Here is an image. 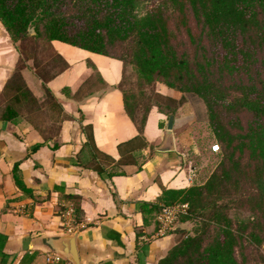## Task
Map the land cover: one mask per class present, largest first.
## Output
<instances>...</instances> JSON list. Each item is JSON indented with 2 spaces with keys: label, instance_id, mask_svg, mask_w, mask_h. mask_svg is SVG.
Returning a JSON list of instances; mask_svg holds the SVG:
<instances>
[{
  "label": "crops",
  "instance_id": "1",
  "mask_svg": "<svg viewBox=\"0 0 264 264\" xmlns=\"http://www.w3.org/2000/svg\"><path fill=\"white\" fill-rule=\"evenodd\" d=\"M45 50L39 64L49 69L58 55L60 71L43 80L36 67L20 70L21 51L0 22V264H49L46 257L72 233L79 264H156L178 233L158 235L155 211L141 204L200 183L177 140L184 104L169 130L168 115L151 106L145 145L131 153L139 133L123 110L122 63L58 40ZM91 73L100 91L81 95ZM121 154L135 162L119 165ZM114 170L122 173L107 175Z\"/></svg>",
  "mask_w": 264,
  "mask_h": 264
},
{
  "label": "trees",
  "instance_id": "2",
  "mask_svg": "<svg viewBox=\"0 0 264 264\" xmlns=\"http://www.w3.org/2000/svg\"><path fill=\"white\" fill-rule=\"evenodd\" d=\"M171 17L174 29L185 36L182 50L172 41ZM0 22L13 43L58 40L118 59L122 73L130 59L147 80L158 77L169 88L199 96L220 158L199 184L164 190L159 204H141L156 214L160 206L185 202L187 213L177 223L193 222L156 264H244L243 238L254 246L264 240L259 234L264 233V0H0ZM115 45L122 50L119 55L111 53ZM257 61L261 74L254 78ZM52 64L37 70L43 80L65 66L58 55ZM215 72L234 87L215 78ZM121 81L122 74L123 110L139 133L127 142L132 153L145 145L141 131L149 108L172 115L183 98L165 97L175 106L152 104L136 120V105L129 103ZM85 139L91 141V134L85 132ZM129 162H135L133 155L121 154L116 163ZM92 168L103 171L99 164ZM240 183L252 188L246 195L250 216L233 224L229 210L244 201L235 196Z\"/></svg>",
  "mask_w": 264,
  "mask_h": 264
},
{
  "label": "rangeland",
  "instance_id": "3",
  "mask_svg": "<svg viewBox=\"0 0 264 264\" xmlns=\"http://www.w3.org/2000/svg\"><path fill=\"white\" fill-rule=\"evenodd\" d=\"M143 5L144 3L138 6V11L142 10L141 8ZM170 21V28L173 30L175 37L172 41L178 50H182L187 46L185 36L180 28L179 30L174 29L175 20L173 17L170 18ZM28 30L29 33L32 34V29L28 28ZM15 44L21 51V57L19 58V62H17L18 68L21 70L25 66H30L31 68L36 67V70L40 68L41 71L43 66L39 63L47 57V52L45 50L46 43L41 40L25 38L16 41ZM110 50L114 55H119L122 52L119 45L113 46ZM129 60L130 59L124 63L122 81L119 86L127 94L129 103L132 106L136 105L134 112L136 120L141 114H143L144 110L152 104H158L162 109H169L175 106V101H168L165 98L167 96L161 95L162 97H159V90L165 88L171 89L182 96V103L184 105L177 111V119L175 121V129H179L178 134H176L177 140L179 141V144H184L186 148H188V159L190 163L195 166V171L199 174V181H204L210 172L215 169L220 158V152L218 144L213 138L210 127L208 126L206 109L201 98L194 93H181L174 88H169L158 77L153 76L150 80H147L139 72L138 67ZM58 64V62L55 63V66L53 67L54 70L55 68H58ZM260 68L261 63L257 61L252 69L254 78H258L261 74ZM213 76L215 78H222L224 85H230V89L236 84L235 82L226 80L223 75L219 76L217 72H215ZM88 78V82L82 86L79 92L81 95L93 94L95 91L98 93L100 91L98 88L100 85L96 82L94 74L91 73ZM230 94L234 95L237 93L235 91H230ZM251 191L252 188L249 183H240L235 196L240 195L241 200L244 201L239 202L240 205L234 203L229 210L228 216L233 224L239 221H245L249 218L250 213L246 204V195ZM180 224L184 233L178 234L176 240L182 238L185 233L190 232L193 226V222L190 220ZM259 234L260 237L264 236L263 231L260 232L259 230ZM242 245L244 264H264V240H261L258 246H254V244L247 242L246 239L243 238Z\"/></svg>",
  "mask_w": 264,
  "mask_h": 264
},
{
  "label": "built area",
  "instance_id": "4",
  "mask_svg": "<svg viewBox=\"0 0 264 264\" xmlns=\"http://www.w3.org/2000/svg\"><path fill=\"white\" fill-rule=\"evenodd\" d=\"M186 213L187 203L185 202L160 206L159 211L155 214L157 234L162 236L167 232L172 231L175 225H177L178 217L180 215H185ZM46 261L49 264H72V262L61 252H53L49 254L46 257Z\"/></svg>",
  "mask_w": 264,
  "mask_h": 264
},
{
  "label": "water",
  "instance_id": "5",
  "mask_svg": "<svg viewBox=\"0 0 264 264\" xmlns=\"http://www.w3.org/2000/svg\"><path fill=\"white\" fill-rule=\"evenodd\" d=\"M171 125H172V115H168L167 119H166V129H171ZM183 228L181 226V224H177L174 228H173V232H180L182 231ZM73 233L70 234L67 238H65L61 245H60V249L58 252H61L62 254H64L71 262L72 264H79L75 251L73 249Z\"/></svg>",
  "mask_w": 264,
  "mask_h": 264
}]
</instances>
